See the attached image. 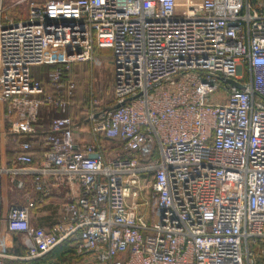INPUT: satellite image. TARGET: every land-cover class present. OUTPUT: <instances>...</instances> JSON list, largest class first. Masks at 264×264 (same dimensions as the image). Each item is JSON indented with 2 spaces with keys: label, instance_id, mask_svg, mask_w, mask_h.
Returning a JSON list of instances; mask_svg holds the SVG:
<instances>
[{
  "label": "built area",
  "instance_id": "2783aa9c",
  "mask_svg": "<svg viewBox=\"0 0 264 264\" xmlns=\"http://www.w3.org/2000/svg\"><path fill=\"white\" fill-rule=\"evenodd\" d=\"M12 1L0 0V135L37 134L42 108L62 115L41 151L19 141L0 166V264L3 225L32 259L73 241L94 264H264V0ZM101 51L113 104L92 89L84 142L70 72ZM45 64L58 93L32 74ZM6 177L31 187L7 210ZM48 203L58 216L35 225Z\"/></svg>",
  "mask_w": 264,
  "mask_h": 264
},
{
  "label": "rangeland",
  "instance_id": "374dc122",
  "mask_svg": "<svg viewBox=\"0 0 264 264\" xmlns=\"http://www.w3.org/2000/svg\"><path fill=\"white\" fill-rule=\"evenodd\" d=\"M35 1L42 2L45 0ZM12 2V0H9L6 1L5 4L10 5ZM25 8L26 7L16 6L13 9V14H23L26 11ZM99 55L100 58L103 59L100 63L87 62L79 64L83 66V69L85 71L82 75H80V72L78 73L76 70L75 72H70V76L72 80L75 81L77 89L73 102H71V105L69 107L68 113L71 114V116L75 117L76 121L79 122L78 124L80 129L78 131V138L84 142L92 141V136L89 134V129L87 123L85 122L88 113L87 110L89 108V103L87 104V100L90 102L92 89L101 103L108 105L113 104V73L111 67L107 63V61H110L111 59V53L109 51H104ZM60 56L61 53L56 47H54L50 52H48L47 59L48 61H53L55 59H58ZM104 59H106V61H104ZM44 68H46L45 71L43 70ZM52 68L53 67H51L49 64H45L41 67H34L32 69V74L38 80H42L45 78L47 80V85H45V83L44 85L46 86L49 93L54 94L58 93V91L50 81L49 75L52 71ZM61 115V112H59L56 108H42L40 111L39 122L36 127L37 132L39 133L41 131H47L50 127L51 121ZM10 140L11 137H8L7 139H3L2 137H0V147L3 146V151H0V166L6 162L8 164L12 160H10V156L8 154ZM101 142L110 150L119 147L118 141L112 142L107 139H102ZM41 147L42 146L40 143V147L38 146L37 149L39 150L41 149ZM15 149L16 145L14 144L13 151ZM37 156L39 157V154H37ZM4 191L6 196L5 208H7L12 203H23L25 201V195L31 193V187L28 184L24 189H18L13 180L10 177H6L4 178ZM40 209H42L41 206L36 208V211L34 213L35 218L33 219L34 223L39 222L41 219H45L46 222L49 223L53 222V212L51 213L49 211H45V213H43L42 215V213L38 212ZM141 211L145 212V208L141 209ZM6 240L8 239L6 238ZM14 241L16 245L10 251V254L12 256L6 259L5 264H36L37 262H46L48 264L95 263L94 258L91 256H87L84 258L76 257V254L73 252V245L75 244L73 241L72 245H70L71 247H68V249H70L69 251H71L70 253L53 254L56 252V249H54L49 255L37 259L28 258L25 248L20 245L21 236L15 237Z\"/></svg>",
  "mask_w": 264,
  "mask_h": 264
},
{
  "label": "trees",
  "instance_id": "16d2710c",
  "mask_svg": "<svg viewBox=\"0 0 264 264\" xmlns=\"http://www.w3.org/2000/svg\"><path fill=\"white\" fill-rule=\"evenodd\" d=\"M101 52H104V51H101ZM79 64H82V63H78V62L73 63L71 72H73V71L75 72V70H76L78 73L80 72V75H82L85 71L83 69V66H81ZM45 69L46 68H44L43 70L45 71ZM40 81H41V83L43 85H44V83H45V85H47V80L45 78L40 80ZM45 88H46V86H45ZM76 89H77V85H76ZM76 89H75V92H76ZM46 90H47V88H46ZM47 92L49 93L48 90H47ZM75 92H74V96H75ZM74 96H73V99H74ZM88 103H89V101L87 100V104ZM85 122L87 123L86 119H85ZM87 126H88V124H87ZM42 137H43V131H41V132H39L37 134H34L32 136H25V135H20V136L13 135V136H11L10 146L8 147V154L10 156V160L13 158V156L15 154V151L18 149L19 141H25V140L31 141L35 145L36 151H38V152L41 151V149L37 150V148H38V146L40 147V143L39 142H40ZM13 139H14V142H13ZM102 139H105V138L102 135H100V140H102ZM14 144L16 145V149L13 151V145ZM72 243H73L72 241H67V242H64V243L60 244L59 246H57L55 248L56 252L53 253V254H61V253H66L67 254V253H70L71 251H69L70 249H68V247H71L70 245H72ZM73 252L76 254V250H75V246L74 245H73ZM49 254H47V255H49ZM76 257H78V256L76 255ZM78 258H80V257H78Z\"/></svg>",
  "mask_w": 264,
  "mask_h": 264
},
{
  "label": "crops",
  "instance_id": "0c3cea01",
  "mask_svg": "<svg viewBox=\"0 0 264 264\" xmlns=\"http://www.w3.org/2000/svg\"><path fill=\"white\" fill-rule=\"evenodd\" d=\"M4 1L6 2V1H9V0H4ZM5 2H4V3H5ZM2 123H3V122H2ZM3 126H5L4 123H3ZM0 137H2L3 139H7V138H8V136L5 134V131L2 132V134L0 135ZM0 151H3V146L0 147ZM5 165H7V162L2 164V166H5ZM4 196H5V192H4ZM5 199H6V196H5ZM12 204H14V203H12ZM37 207H40V206H37ZM37 207H36V208H37ZM7 208H8V207H7ZM7 208H5V209L7 210ZM36 208H34V212H33V214L35 213ZM41 208H42V209H40L38 212L42 213V215H43V213H45V211H49V212H51V213L53 212V222H54V220H55V217L58 216L59 211H60L59 208L56 207L55 204H54V206H53L52 203L43 204V205H41ZM34 218H35V217H34ZM33 222H34V221H33ZM35 223H36V224H35ZM35 223H34L35 225H39V226H49L52 222L49 223V222H46L45 219H41L39 222H35ZM2 233H3V234L5 235V237L8 239L7 241H8V243H9V245L11 246V247H10V251H11V250L13 249V247H15V245H16V243H15V241H14V238L17 237V236H20V235H19L18 233H9L4 225H3V227H2ZM18 245H19V244H18ZM20 245L24 248L22 242H21Z\"/></svg>",
  "mask_w": 264,
  "mask_h": 264
},
{
  "label": "water",
  "instance_id": "95a60500",
  "mask_svg": "<svg viewBox=\"0 0 264 264\" xmlns=\"http://www.w3.org/2000/svg\"><path fill=\"white\" fill-rule=\"evenodd\" d=\"M227 81L230 82L231 84L237 86L238 88H242V87H243L242 84L237 83V82H235V81H233V80H227ZM121 105H122V104H118L116 107L118 108V107H120ZM92 156H93V157H96L97 155H96V154H93Z\"/></svg>",
  "mask_w": 264,
  "mask_h": 264
}]
</instances>
